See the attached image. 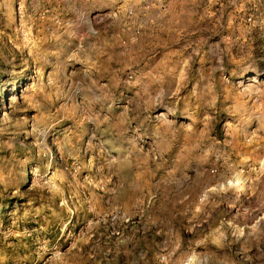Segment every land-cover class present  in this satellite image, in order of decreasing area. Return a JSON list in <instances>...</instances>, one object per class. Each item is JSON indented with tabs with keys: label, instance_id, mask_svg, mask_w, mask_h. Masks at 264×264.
<instances>
[{
	"label": "rangeland",
	"instance_id": "1",
	"mask_svg": "<svg viewBox=\"0 0 264 264\" xmlns=\"http://www.w3.org/2000/svg\"><path fill=\"white\" fill-rule=\"evenodd\" d=\"M0 264H264V0H0Z\"/></svg>",
	"mask_w": 264,
	"mask_h": 264
}]
</instances>
